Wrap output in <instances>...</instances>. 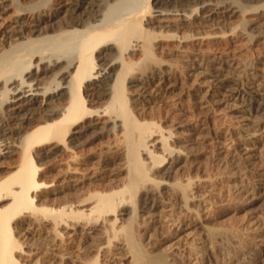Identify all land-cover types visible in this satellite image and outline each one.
Returning a JSON list of instances; mask_svg holds the SVG:
<instances>
[{
	"label": "bare ground",
	"instance_id": "obj_1",
	"mask_svg": "<svg viewBox=\"0 0 264 264\" xmlns=\"http://www.w3.org/2000/svg\"><path fill=\"white\" fill-rule=\"evenodd\" d=\"M243 1L248 3L239 0H155L154 4L151 0H58L53 7H47L49 13H42L46 7L40 5L21 8L19 5V16L0 29V51L6 45L11 49L0 55V264H112V259L116 264H126L123 260L127 256L131 259L128 264H180L179 259H170L174 248L185 242V233L190 230L188 237L192 235L190 242L195 244L200 227L192 215L190 220H184L182 211L176 207L182 195L174 187L162 197L164 209L157 219H138V202L148 196L143 191L146 184L159 188L163 181L158 178L170 176L177 158L171 162L165 156L173 153L171 147H160L163 155L155 154L157 144L168 140L165 134L158 141L152 138L158 136L157 132L150 130L143 144L133 138L140 124L135 117L137 106L131 105L126 82L128 77H133V71L145 76L152 72L154 64L160 66L165 62L186 63L184 68L190 69L187 74L196 77L193 71L200 68L197 61L201 59L233 68L244 66L253 75L260 73L264 79V12L260 10L264 4L254 8L250 4L262 0ZM6 2L0 0L1 21L8 10ZM28 14L32 16L26 23L23 16ZM249 14L254 17L242 19L243 25L238 22L240 16ZM22 39L26 41L19 43ZM211 44L219 47L212 48ZM140 49L145 56L140 63L122 64L124 52ZM154 50L165 51L167 59L158 58ZM120 63L122 67L118 71ZM163 74L157 77L158 86L173 87L169 84L171 73L163 70ZM48 78H52L51 83L47 81L49 85L42 87V81ZM196 82L198 79H194ZM233 83L229 79L223 83L209 81L208 90H201L197 96L201 109L213 112L215 106L224 103L218 95L220 89L226 88L229 98L242 96L244 99L248 95L251 109L264 111V99L257 101L252 94V91L263 94L264 86L250 84L243 91L239 87L231 89ZM41 96L45 101L40 100ZM128 105L130 109L125 110ZM140 109V114L145 113L146 109ZM239 118L249 119L243 115ZM120 120L123 125L117 126ZM112 123V129L125 130V136L119 133L121 139L110 144L109 154L116 158L123 149L122 138L126 137L123 146L127 162H118L104 171L105 157L97 161L91 150L79 153L78 149L102 132L111 131L108 127ZM248 126L255 128V125ZM196 130H188L192 132L190 137L195 138ZM84 138L87 139L80 145L79 141ZM191 141L189 134L182 136L181 143L189 156L192 155L188 150ZM62 145L66 146V158L57 152ZM40 147L43 149L38 151ZM53 150H56L53 156L56 164L51 183L55 188L47 191L52 185L42 180L44 174L36 158ZM144 154L147 159L152 157L155 164L169 160L170 167L165 172H157L154 166V169H144L143 165L147 164L141 159ZM95 166L98 172H89ZM182 169L176 173L182 174ZM259 185L264 190L261 187L264 184ZM157 196L150 195L154 200ZM186 198L189 200L190 195ZM110 216H114L113 224L104 227ZM166 218H172L174 229L173 225L167 226L168 229L164 227L166 224L163 226ZM118 221L123 226H115ZM50 223L52 227L48 226ZM98 227L106 230L107 241L103 234L88 238L87 230ZM115 239L119 243L123 240L125 247L114 244ZM106 242L108 247L103 249ZM33 246L38 253H34ZM56 247L60 248L58 252L66 251L70 257L60 261L54 252ZM242 264H264V245L255 249Z\"/></svg>",
	"mask_w": 264,
	"mask_h": 264
},
{
	"label": "rangeland",
	"instance_id": "obj_2",
	"mask_svg": "<svg viewBox=\"0 0 264 264\" xmlns=\"http://www.w3.org/2000/svg\"><path fill=\"white\" fill-rule=\"evenodd\" d=\"M27 1L8 0V2H6L7 5H9L7 13L3 17L6 21L5 19L2 21L0 20V29L14 21V19H16L15 16H19L17 13H19L18 10L21 7H33L32 5L35 7L40 5V7H46L45 11L43 10L42 13H49L50 8L47 7H53L56 2L58 3V0ZM239 1H242L244 4L248 3L243 0ZM49 3L51 6L48 5ZM151 3L154 4L155 0H151ZM21 4L23 6H21ZM263 4L264 0L254 1L250 5L254 8H259ZM260 8V10L264 12V6ZM31 16L30 14L27 16L25 15V17L23 16L25 19H23L24 22L26 20L30 21ZM250 17H254V14L240 16L238 22L242 24V19ZM99 19L101 18L99 17ZM26 23L28 22L26 21ZM242 25H239V29H242ZM34 37H36V35ZM22 41L25 42L26 40L22 39L19 43ZM212 45L213 44L210 46L212 47ZM5 47V52L8 49L9 51L11 50L9 46L6 45ZM217 47H219V45L214 44L212 48ZM258 48L261 49V46ZM4 51H0V55ZM118 52L119 50L116 48V53ZM154 52L161 60L167 59V53H165V51L154 50ZM259 53L261 54L262 52L259 51ZM119 55L120 54H118V56ZM123 56L122 64L140 63L145 57L143 49L136 51L127 50L123 53ZM203 61L204 59L197 61L200 64V68L197 71H193L197 74L196 77H190L189 74H187L190 72V69H185L187 68L186 63H178L179 65H174V63L171 65L170 63V66L168 62H165L166 64L161 63L162 65L160 64V66H158L159 64H154L152 66V72L145 76L140 75L137 71H133V77H128L129 80H127L126 84L129 96H127L132 100L131 105L137 106V116L135 117L138 124H140L138 127L141 126V128L137 127L138 130H135L133 138L138 139L139 143L143 144L150 130L151 132L154 130L157 132L158 136H152V138L158 141H161V135L165 134L164 137L169 136V138L157 144L158 149H155V154L158 155L162 153L163 155V152L159 149L160 147H162V149L171 147L174 148L173 153L169 154L172 157L168 154L165 156L168 157L169 160L172 159L171 162L174 158H177V164L175 163V166L173 165L174 168L170 170V176L158 178L159 181L160 179L161 182L163 181L159 188L152 183L146 184V188L143 191L147 192L148 196L145 197L144 200L138 202V219H146L148 221H151L153 217L157 219L162 209H164L162 197H165L174 187L173 190L178 193L179 196L182 195L176 207L182 211L184 220H190L188 218H192V215L194 219H196V222H198L200 228L198 234L199 240L194 244L190 242L193 239L192 235L188 237L191 230L187 232L188 234L185 233V242L180 247L174 248L170 259H179L180 264L181 261L182 264H242L245 259L252 256V252L254 253L255 249L261 248L264 245V190L259 188L261 182L264 184V111H253V109H251V102L248 100V95L244 99L242 96L229 98L226 93V88L220 89V95L216 94L224 103L215 106L213 112H207L203 108L201 109L197 96L200 95L201 90H204V92L208 90L207 86L209 85V81H215L216 83L220 81L223 83L225 80L229 79L234 81L233 85L230 87L231 89L239 87L244 91L250 87V84L253 86L259 83V85H261L260 87L264 86V79H262L260 73H258V75H253L252 70H248L244 66L241 68H236L234 66L233 68L227 65L214 64L212 63L213 61H209L208 59H205V62ZM122 64H118V71L121 69ZM168 66L173 68L170 69ZM163 70H168V72L171 73L170 77L172 78L169 84L173 87L168 88V84H160L161 86H158L160 80L157 77L165 75L163 74ZM153 73H155V76H153ZM50 76L52 77L51 74ZM51 79L48 78L46 81H42L41 86L45 85L47 87L49 84L46 83L47 81L51 83ZM194 79H198V82L194 83ZM114 81H112L113 84ZM143 86L146 87L142 89ZM145 89L148 90L146 91ZM252 94L256 97L257 101H262L264 99V93L256 94L252 91ZM111 97L112 96H110V99L112 100ZM43 99L44 98L41 96L40 100L42 101ZM140 107L146 109L145 113H139L141 112ZM129 109L130 105H128L125 110ZM240 115L246 116L247 118L249 117V119L241 121V118H239ZM248 124L252 126L255 125V128L249 127ZM113 125L112 123L108 127L111 131L102 132L95 139L90 140L86 146L78 149L79 153L90 150L93 151H90V154H95L97 161L105 157V161L103 162L104 171L106 169L109 170L118 162H127V152L124 151L126 149H124L123 146L124 142L127 140L126 137L122 138L124 140L122 141L123 149L116 155V158L114 154H109L110 150H112L110 144H113L116 141L115 139H121L119 133L125 136V130L123 131V129H120V132H118L119 128H117L115 131L112 129ZM121 125H123L122 120L118 121L117 126ZM257 126L258 128L260 127V129H258ZM194 128L197 129L195 138H193V136L190 137L192 132L188 131ZM254 129H258V131L254 132ZM113 131L115 132L111 133ZM188 134L189 138L193 139V141H191L192 144L189 146L190 148L188 147V150L192 152L191 156L186 153V149L181 143L182 136L188 137ZM86 139H81L79 141L80 145L83 144ZM65 147V145H62L57 150L61 158H66L67 156ZM244 147L247 148L245 149ZM42 149L43 147H40L38 151ZM151 149L154 150L152 147ZM55 151L56 150H53L49 155H40L36 158L42 168L41 172L44 174L42 180H46L50 182V186L52 185V187L47 188V191H52L55 188V185L51 183L53 181L52 179H54L53 175L55 174L54 167L56 158L53 157L55 156ZM248 155L250 157H248ZM143 158L146 159L144 160ZM150 158L151 159H147V155L145 154L141 156L142 161H147V164L143 165L144 169L147 167L153 168L154 166L157 172H165L167 166L170 167V164H168L169 160L155 164L153 158ZM249 163L251 164L249 165ZM97 167L95 166V169L92 167L93 169L89 170V172H98ZM180 168H183L181 170L182 174L176 173ZM5 171H7V169ZM107 172L108 171H106V173ZM261 187L264 189V185ZM153 189L155 192H153ZM152 193L159 195L157 199L154 200V198L152 199V197H150ZM188 193L190 195L189 200L186 198V195L189 196ZM137 198L138 200L140 199V194ZM48 207L53 208L50 205H48ZM170 209H172L171 205H169L168 210ZM131 213L130 211V214ZM108 219L109 221L104 224V227L105 225L106 227H110L115 220L114 216H110ZM160 219L162 220L163 218L160 217ZM166 219V223L163 222L162 224L163 226L166 224L164 227L168 229L167 226H172L173 222H170L172 218ZM118 224L119 226H123L119 221L115 226ZM125 224H127V221L124 225ZM48 226L52 227L53 225L50 223ZM104 227L88 229V238L90 240L95 239L97 236L103 234L107 241V234L104 232L106 230H103ZM174 227L175 225L172 226V229H174ZM68 241L69 239H67V243ZM112 241L116 244L118 240L116 241L115 239V241ZM123 243V240L120 243L117 242L121 247H125L124 245L126 243ZM69 246L72 247L73 245L71 244ZM106 246L107 242L103 244V249H105ZM36 248V246H33L34 253H38V249L36 250ZM54 249L55 251L52 250V252L54 251L58 255L60 261L62 258L66 260V258L68 259L70 257L66 254V251L58 252L60 248L56 247ZM43 252L48 253V251ZM63 252L66 255H64ZM49 253L51 252L49 251ZM42 254H40V256ZM130 260L129 256H127L123 262L128 264ZM111 262L112 264H116L114 259H112Z\"/></svg>",
	"mask_w": 264,
	"mask_h": 264
}]
</instances>
